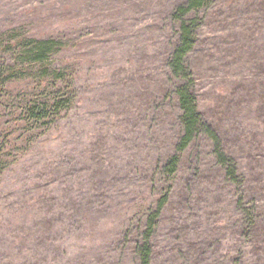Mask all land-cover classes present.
Returning a JSON list of instances; mask_svg holds the SVG:
<instances>
[{
    "label": "rangeland",
    "instance_id": "rangeland-1",
    "mask_svg": "<svg viewBox=\"0 0 264 264\" xmlns=\"http://www.w3.org/2000/svg\"><path fill=\"white\" fill-rule=\"evenodd\" d=\"M186 2L0 0V264H264V0Z\"/></svg>",
    "mask_w": 264,
    "mask_h": 264
},
{
    "label": "trees",
    "instance_id": "trees-1",
    "mask_svg": "<svg viewBox=\"0 0 264 264\" xmlns=\"http://www.w3.org/2000/svg\"><path fill=\"white\" fill-rule=\"evenodd\" d=\"M208 0H187L184 6L179 8V12L181 14H186L188 11L198 9L203 7ZM194 35L192 31V23H187L186 21L183 22L181 25V36L179 43L177 44L175 50L173 51L170 65L176 71L177 73H180L184 71L183 67V59L186 56V54L192 49L193 43H194ZM47 52V49L42 47V45L38 46V48H33V50H30L28 52V55H31L35 60H39L40 57ZM57 100L55 98L51 99V104L56 106ZM178 102L180 109L182 111L181 114V124L184 128V133L181 137L180 146L181 148H184L193 138V136L203 129H208L207 126H205L204 123H201L200 115L196 110V104H195V97L194 95L187 90L185 87L178 88ZM43 112V111H42ZM38 117V116H36ZM218 158L221 161V164L228 168L229 176L234 174V167L219 150V146L217 144L216 147ZM177 164V158H172L168 164L166 165V168L169 172H174L175 167ZM152 228V225L149 224L148 230L150 231ZM138 255L140 259V264H149L150 262V248L148 246V243H144L138 248Z\"/></svg>",
    "mask_w": 264,
    "mask_h": 264
}]
</instances>
